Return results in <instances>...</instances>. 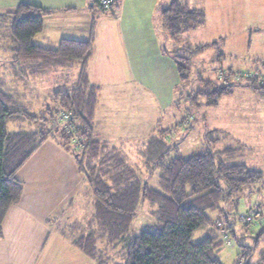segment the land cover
I'll list each match as a JSON object with an SVG mask.
<instances>
[{
    "label": "trees",
    "instance_id": "obj_1",
    "mask_svg": "<svg viewBox=\"0 0 264 264\" xmlns=\"http://www.w3.org/2000/svg\"><path fill=\"white\" fill-rule=\"evenodd\" d=\"M120 1L113 0L112 7L118 8ZM51 13L21 3L6 17L11 20L12 45L7 50L11 54L9 65L15 79L24 81L76 67H80V72L78 82L72 88L55 90L51 95L52 105L38 113H33L17 94L7 90L0 76V237L8 210L22 199L23 183L16 174L36 150L54 136L52 129L42 127V124L60 125L55 113L63 110L70 113L75 131L69 133L56 127L55 131H60L59 143L68 147L74 137L81 140L80 150L74 151L77 167L93 190L94 213L89 221V231L75 242L87 256L100 259L97 246L103 243L123 244L126 264H222L219 255L225 240L221 232L230 234L239 245L243 238L234 233L235 222L229 214L230 210L236 211L235 196L239 197L245 189L251 193L258 182H263L264 174L238 162L237 149L215 151L213 143L216 139H211V145L207 144L201 152L168 158L174 144L167 141V131L159 130L140 152L147 174L159 172L158 189L141 182L137 170L124 154L93 138L97 91L89 87L87 77V64L93 54L92 39H63L55 48L34 43L35 36L43 31L45 17ZM159 20L165 40L173 44L171 55L181 84L190 80L195 57L205 49H215L216 60L222 62V39L197 46H179L181 35L204 23L205 14L201 10L191 8L182 0H173L160 12ZM222 72L218 75V83L207 84L210 86L207 90L195 91L190 98L201 96L205 100L202 105L215 106L222 96L232 93L235 84L247 85L264 95V85L255 79L243 78L241 84L235 79L237 71L226 68ZM23 123L34 124L36 128L7 130L8 124ZM144 202L153 208L156 222L136 236H130L134 219ZM230 217L233 220L226 222ZM255 227L252 236L258 245L264 238V223L259 222ZM204 229H208V234L193 242V233ZM240 247L236 264H264V249L256 257L254 247Z\"/></svg>",
    "mask_w": 264,
    "mask_h": 264
},
{
    "label": "crops",
    "instance_id": "obj_2",
    "mask_svg": "<svg viewBox=\"0 0 264 264\" xmlns=\"http://www.w3.org/2000/svg\"><path fill=\"white\" fill-rule=\"evenodd\" d=\"M172 1L121 0L118 8L102 9L95 0H0V20H6L7 14L19 4H30L52 12L44 19L40 46L55 48L63 39H92L93 54L87 64V77L89 87H94L97 91L93 138L100 143H107L125 156L133 147L140 155L149 138L156 135L157 131H153V126L140 140L131 139L133 137H129L128 131L132 120H120L118 109L123 103L127 106L137 103L136 93L139 95L138 99L142 93L149 94L157 105H164L163 97L170 99V102L173 100L172 91L179 82L171 55L173 44L159 33L160 12ZM182 1L193 9L201 10L205 17L209 15L206 4L208 8L215 5L216 10L212 11L217 17L224 18L225 22L236 17L237 6L230 0H200L197 3ZM250 3L253 5L254 1L250 0ZM253 8L250 7L251 11ZM219 10L223 14L217 15ZM107 13L113 18L106 17ZM246 36V41L251 40L250 32H246ZM219 39L222 37L212 42ZM186 41L184 37V45H188ZM7 49L2 50L9 55L5 56L7 60L4 61L9 65L11 54L7 53ZM222 53V61H225L226 53ZM72 71L74 73H70ZM79 72L80 67H76L24 81L16 79L25 86L40 77L43 80L50 75H57L67 83L57 89L72 88L78 82ZM126 86L132 92H126L125 96L118 93L104 95L105 88L118 90ZM6 89L17 94L23 103L25 98H21L22 91L17 88ZM126 98L132 100L125 101ZM126 112L124 109L122 114ZM49 140L48 138L36 150L16 174L23 183V195L21 202L8 210L2 222L0 264H108L109 261L104 258L87 256L75 244L77 238L89 231V221L94 213L93 190L83 173L78 170L73 148L70 150L59 142L50 144ZM68 213L92 214L90 217L86 216L85 224L78 226L73 222L68 228H62L61 224ZM231 220V217L227 218L226 222ZM226 226L228 225L223 227ZM233 229L235 231V226Z\"/></svg>",
    "mask_w": 264,
    "mask_h": 264
},
{
    "label": "rangeland",
    "instance_id": "obj_3",
    "mask_svg": "<svg viewBox=\"0 0 264 264\" xmlns=\"http://www.w3.org/2000/svg\"><path fill=\"white\" fill-rule=\"evenodd\" d=\"M191 1L200 2V0ZM230 1L237 6L236 17L233 16L231 20L225 22L223 21L224 18L222 19V17L215 15V5H210L208 8L206 4L207 9H209V15L205 17L203 25L197 30L184 33V36L179 39V44L184 45L185 37L186 43L191 45L209 41L212 43L213 40L222 37L224 41L220 50L226 53L227 58L225 61L219 62L216 60L217 51L215 49H205L195 57V68L191 71L190 80L184 84L179 81L175 86L172 91L173 100L171 102L170 99L163 97L164 105H157L149 94L142 93L141 98L138 99L139 95L136 93V101L138 102L132 106H127L123 103L118 109L119 118L122 121L132 120L129 123L130 131L128 133L129 137H133L131 138L133 140H140L141 137H145L146 132L149 133L150 127L153 126L154 130H152H156L157 133L159 130L167 131V141L174 144V148L170 151L168 158L176 156L187 157L201 152L207 148V144L211 145V139H216L213 143L215 151H222L225 148L237 149L238 162L264 174V95L247 85L235 84L232 85V93L222 96L215 106L202 105L201 103H204L205 100L201 96L196 99L190 98L195 91L207 90L210 87L207 84L218 83V75L223 74L222 71L228 68L226 65L236 67L232 69L237 71V76L240 78L237 81H241V84L244 82L243 78L245 77L243 76L250 73V75L256 76L255 78L251 77L253 78L252 80L255 79L260 85H264V63H261L262 60L264 61V0H252L254 1L253 5H251L252 2L250 3V0ZM250 7H254L253 11H251ZM216 13L217 15L223 14V11L219 10ZM105 16L113 18L108 13ZM0 21H3L0 23V76L3 78L7 88H17V90L22 91L21 98H25L23 103L33 113H38L41 110L44 112L46 107L52 105V93L58 87L67 83L66 81H61L57 75H50L43 80L40 77L37 80H33V82L26 83L25 86L21 85L13 76L10 66L5 64L4 61L7 60L5 56L9 57V55L2 50L12 45L10 35L11 20L1 19ZM49 23H52V21ZM246 32H250L252 35L251 40L248 39L249 41H246L248 38ZM159 33L162 34L161 32ZM33 41L41 45V34L35 36ZM229 83L230 85L232 84V82ZM103 91L104 95L105 93L111 95L118 93L124 96L126 92H132L128 86L118 90L105 88ZM169 94H171V91H169ZM129 100L132 99L126 98L125 101ZM124 109L127 112L122 114ZM62 112L64 111L61 110L55 113V119L60 125L52 127L49 123L42 124V127L52 129L54 136L49 137L50 144L59 142L58 135L60 131H55V128L59 127L58 129L60 130L61 125H63L61 122ZM35 128L36 126L30 123L7 125L9 132L34 130ZM146 139L147 137L143 140ZM71 143L68 146L69 149L79 150L76 140L72 139ZM125 154L131 166L137 170L141 182L157 190L159 172L154 171L151 175L147 174L143 168L142 158L135 147ZM235 197L237 203L236 211L235 209L230 210V213L235 214V216L231 215L235 222L234 233L240 236L243 235L240 245L254 247L253 250H256L257 257L259 251L264 249V238L260 239L258 245H256L252 235H255L256 232L255 225L259 222L264 223V180L263 182H258L251 193L249 189H245L239 194V197L238 195ZM252 210L260 211L259 216L253 223L246 224L239 220L241 215L248 214ZM152 211L153 208L148 202L141 203L131 227L130 236H136L146 226L155 224L156 219ZM91 214L68 213L61 227L68 228L73 222L77 223L78 226L85 224V219L90 217ZM207 234L208 229L195 231L192 241L198 242ZM221 235L225 239V247L220 253L219 259L222 264H236L237 254L241 250L239 243L234 242L232 240L233 237L227 232L222 231ZM122 246L123 244L113 246L103 243L99 245V255L101 258L108 260V264H126V252Z\"/></svg>",
    "mask_w": 264,
    "mask_h": 264
},
{
    "label": "built area",
    "instance_id": "obj_4",
    "mask_svg": "<svg viewBox=\"0 0 264 264\" xmlns=\"http://www.w3.org/2000/svg\"><path fill=\"white\" fill-rule=\"evenodd\" d=\"M96 1L98 3L99 7H101L102 9L111 8L112 7V3H113V0H96ZM234 74H235V79L239 80L240 78L237 76V72L234 73ZM243 77H245V78L254 77L255 78L256 76H252L249 73L248 75L245 74ZM71 121H72V117H71L70 113L62 112V115H61V122L63 124V125H61L62 128L65 131L69 132V133H74L75 127L71 124ZM73 140L77 141V148L80 150V148H81V140L79 138H76V137H74ZM259 214H260L259 210H252L248 214L241 215L239 220L242 221L243 223L250 224V223H253L254 220H256V218L259 216Z\"/></svg>",
    "mask_w": 264,
    "mask_h": 264
}]
</instances>
